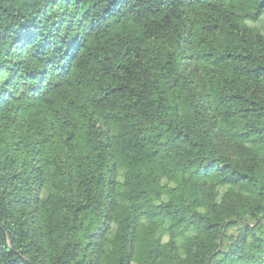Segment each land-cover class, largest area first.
<instances>
[{"label": "trees", "instance_id": "16d2710c", "mask_svg": "<svg viewBox=\"0 0 264 264\" xmlns=\"http://www.w3.org/2000/svg\"><path fill=\"white\" fill-rule=\"evenodd\" d=\"M264 0H0V264H264Z\"/></svg>", "mask_w": 264, "mask_h": 264}, {"label": "rangeland", "instance_id": "374dc122", "mask_svg": "<svg viewBox=\"0 0 264 264\" xmlns=\"http://www.w3.org/2000/svg\"><path fill=\"white\" fill-rule=\"evenodd\" d=\"M263 25H264V23H263Z\"/></svg>", "mask_w": 264, "mask_h": 264}]
</instances>
